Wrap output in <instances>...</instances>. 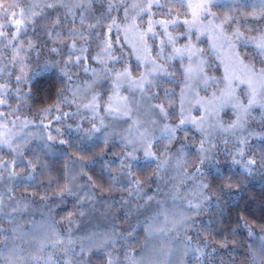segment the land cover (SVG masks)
<instances>
[{"label":"trees","instance_id":"16d2710c","mask_svg":"<svg viewBox=\"0 0 264 264\" xmlns=\"http://www.w3.org/2000/svg\"><path fill=\"white\" fill-rule=\"evenodd\" d=\"M13 2L14 0H0V3L4 4ZM23 2L31 3L33 0H23ZM34 2L40 5V8H37V11H40L46 0H34ZM66 2L74 5L79 0H66ZM110 2L113 4V9L109 12ZM132 2L133 0H92L90 6L85 3V8L74 9L67 20H63L67 9L56 8L46 10L49 19L37 22V35L40 36L42 50L39 52L38 60L37 53H30L33 57L30 67L35 68L38 62L43 64L45 60L59 62L62 58H67V49L59 43V39L53 43L43 34V29L40 27L43 24H50L56 16L62 18V27L56 29L64 34L61 38L75 39L77 48L86 49L84 56L87 59L69 69L73 74V81H66L60 72L62 63H57L54 67L39 71L38 75H32L27 85H21V91L27 92L23 99H19L12 92L8 96V105H11V108L8 105H0V112L6 114L12 109H17L14 115L7 116V120L19 117L17 124L24 126L25 124L20 121H31L25 126L27 133L21 136L15 134V137L17 143L23 146L21 148L23 159L31 160L35 166L34 171L27 168L25 164L19 163L20 158L16 153L7 146L0 147V162H6L8 165L6 169H0L2 178L8 177L5 181L0 178V201H2L0 206L3 207V212H0V229H3L0 233V241L9 237L6 245H0V250L3 251L4 256H9L13 248L24 258L41 255L38 251L39 243L52 233H60L65 240L71 239L75 242L74 251L79 253L82 239L93 236L94 242L98 243L107 234L114 235L117 240L114 251L118 253L121 262H124V253L128 251L138 261L143 257L145 264H168V261H171V264H197L191 251L187 256L184 255L187 247L185 238L191 236L195 243L197 230H202L199 239L210 240L209 248L205 251L211 252L213 248L217 250L211 253L212 264H264V253H261V241L264 238V161H261V152L264 151V139H262L264 109L260 107L253 109L248 117L246 129L243 132L238 131L235 136L213 131L210 127L217 119L225 126L236 119L235 111L229 112L227 108L221 110L218 117L205 123L204 128L210 136H202L201 132L191 124L183 126V130L177 132V141L186 144L187 147L178 158L174 156L170 158L164 147L171 144V151L175 153L180 143L160 138L162 136L160 128L164 123H176L180 118L181 89L184 88L183 66L187 65V61L186 58L165 59L157 55V59L164 64L167 71L159 74V78L148 91L150 93L147 94V99L154 100L156 104H164L169 116L164 120L159 115L157 125L148 139L153 144L152 150L157 152L161 159L169 158V163L157 174L156 162L145 161L142 151L135 153L139 160L134 162L136 168L132 166V172L135 174V179L144 182L140 194L135 191V185L121 177L119 172L120 164L116 154L131 151V147H126L125 143L113 137L111 128H106L109 134L107 143L104 142L103 131L92 136H86L83 131L93 124L97 125L98 119L91 111L83 107L78 108L77 105L87 103L96 93H99V96L105 95L102 94L105 92L100 76L102 73L105 75L103 68H112L114 70L113 74H110L112 77L116 71L115 67L124 65L126 59L132 65L135 62L131 48L127 46L122 33L125 28L123 7ZM242 8L251 9V7ZM81 14L87 17L84 21L85 28L88 24L100 20L91 30L93 33L91 36L88 31L84 32V36L88 37L86 44H83L79 37H70L67 33L69 28H81ZM102 15L115 18L120 24L119 31L114 28L109 33L107 26L111 23V19H100ZM147 19L148 17L145 16L142 23H147ZM184 30L183 27L176 29L178 32ZM31 35L32 30L29 29V36ZM105 39L111 40L112 55L117 57V60L108 61L106 57H102L105 64H101L92 57L100 52L101 42ZM184 42L185 40L181 39L177 43ZM179 44L176 46L179 47ZM241 46L243 47V44ZM52 47H57L60 51L51 53L49 49ZM171 50V47H165L164 52L168 54ZM10 59L11 49H5L0 45V68H7L6 73L0 74L3 76L0 83L7 81L15 87V76L20 74V66L9 63ZM219 66L218 57L212 54V61L206 63L204 70L206 67L211 68L213 75L217 77H215L217 83L221 84L223 77ZM85 67L89 69L88 72L83 71ZM92 69H96V77H93ZM94 79L97 83L93 89L86 90ZM66 86L80 89L76 94V103L60 104L57 109L55 105L58 103V94ZM63 95L69 100L73 98L71 91L66 90ZM244 101L247 102L246 97ZM49 106H53L52 110L45 112L44 109ZM62 112H69L71 115L64 117L61 116ZM196 112L198 115V111ZM138 114L144 113L142 111ZM57 116H61V119L56 120ZM127 123L129 124V121L126 125ZM56 125L61 127L60 133L55 131ZM69 125L72 128L71 133L68 131ZM77 126L82 130L76 131ZM16 129L20 127L16 126ZM49 134L54 140H47ZM153 136L157 139L153 140ZM236 136L248 138L245 159L257 160V165L253 167L251 173L245 172L241 165H231V156H225V152L234 151L237 144ZM202 138L210 141L205 147L215 145L214 151L217 152L220 161L219 170L215 166L205 165L202 172L197 173L201 156L197 149ZM129 139L131 137L128 134ZM60 140L66 143L61 144ZM136 147H141L139 142ZM14 158L17 159L16 165L10 163ZM72 159L79 161L81 166H72ZM109 168L111 172L108 171ZM11 171L20 173L23 180L20 176L9 177L8 173ZM81 175L82 177L78 178ZM113 176L118 179L113 181ZM201 183L209 187L198 188L197 185ZM65 184L71 186L74 195H57ZM221 184L230 187L222 189ZM44 196L48 199L41 200ZM149 196L154 197V200L148 201ZM189 201L193 206L200 204L201 207L198 210L194 207L189 209ZM13 208H19L20 211L13 213ZM165 211L168 213L169 221L174 222L168 225L172 230H166L164 235H149L146 231L149 223L153 230L164 227ZM9 213L12 215L9 216ZM157 214H159L158 221L149 220V217ZM185 216L192 219L187 225L180 227V221ZM245 222L251 227L253 233L251 236L248 234L249 229L242 226ZM13 229L16 230L15 236L12 235ZM223 244H227V247H221ZM161 247L170 250L167 258L155 254ZM50 251L51 249L43 255H47ZM56 251L61 254L59 249ZM84 257L90 261V264H105L107 253H91L85 250ZM205 264H208L207 260Z\"/></svg>","mask_w":264,"mask_h":264},{"label":"snow or ice","instance_id":"6c2138e0","mask_svg":"<svg viewBox=\"0 0 264 264\" xmlns=\"http://www.w3.org/2000/svg\"><path fill=\"white\" fill-rule=\"evenodd\" d=\"M85 3L91 5L92 0H79V2L74 5H70L66 0H46L43 4V8L35 3L34 0L31 3H24L23 0H14L11 4L0 3V45H3L5 49H11V59L9 63L13 65H19V75L15 76V87L10 82L0 83V105H8V96L14 92L19 99H23L27 92L21 91V85H27L31 81L32 75H38L39 71H45L49 67L56 66L57 63H62L60 68L61 75L66 79V81H73V74L70 73L69 69L72 66H78L83 60L87 59L84 56L85 48H77V41L75 39L68 40L66 37L61 38L64 34L61 31H56L62 27V18L56 16L51 20L50 24H43L40 27L43 29V34L56 43L59 39V43L63 44L67 49V58L61 61H48L45 60L43 64L39 62L36 67H30V62L33 57L30 53H37V60L39 52L42 50V42H40V36L37 35V22L39 20L49 19V13L46 10H54L56 8L67 9L66 15L63 20H67L68 16L72 15L74 9L85 8ZM232 4H236L237 7L233 8ZM227 7L228 11L223 13H218L213 11L214 7ZM241 7H251V11L244 13L241 11ZM113 9V4L110 2L108 4V11ZM158 9V11H154ZM123 22L125 23V34L128 31L137 32L141 41L143 42L144 37L149 34L153 36H161L160 48L157 53L158 56L165 59H175L179 57L181 60L185 58L188 60V64L183 66L184 73V88L181 89V101H180V112L179 120L176 123H164L160 128L162 136L160 138H167L169 141H177V132L183 130V126L191 124L196 127L202 134V136H210V133L204 128V124L207 120L218 117L221 110L226 107H231L236 113V119L229 123L227 126L223 122L216 120L214 125H210L213 131H219L222 133H230L236 135L238 131L243 132L248 123V117L252 110L260 107L264 109V67L259 69L256 68L255 63L251 60L245 62V58L237 51V46L243 44L247 46L251 44L256 54L261 58L260 62L264 65V25L253 27L252 24L261 20H264V0H133L129 5L123 7ZM147 16V27L142 31L140 30L142 25L137 23V21L143 22L144 17ZM159 16L160 18H155ZM183 16V19H181ZM87 17L83 14L80 15L81 28L77 29L75 27L69 28L67 30L68 36L79 37L83 44H86L88 37L84 36V32L88 31L89 36L93 33L91 32L100 20H97L94 24H88L85 28L84 21ZM100 19H111V23L108 24V32L111 33L115 28L117 31L120 29V24L117 23L116 19L113 17L101 16ZM235 25V27H233ZM183 27L184 31H176L177 28ZM245 30L242 31L241 28ZM159 28L161 31H157ZM29 29L32 30V35L29 36ZM247 33H255L254 35H249ZM201 36H208L210 38L209 48L211 51L215 52L218 48H225L229 50L231 54V59L228 65L225 66V76L223 78L224 87L222 89H217L213 91L210 97H199V91L203 85V90L207 91L209 83H216V78L208 76L204 71V66L207 63L206 60L201 59L205 55V50L198 48L193 42V39L199 41ZM181 39L185 40L181 46L177 47V42ZM102 47L100 52L92 59L99 61L101 64H105V60L102 57H106L108 61H116L117 57L112 55V42L110 39H105L102 42ZM46 46V45H43ZM171 47V52L165 54V47ZM148 45L144 43V51L148 52ZM51 53L59 52V48L52 47L49 49ZM79 53L78 55L76 53ZM23 53V55H22ZM140 59V57H137ZM146 61L154 65V70L148 71L147 76H152L155 73L166 72L167 69L163 65L156 64L155 60H152L150 56L145 57ZM237 68L242 69V71H237ZM27 69V71H25ZM83 71L88 72L87 67L83 68ZM93 77L97 76L96 69H92ZM105 77L113 74L114 70L109 67L103 68ZM7 72L6 67L0 68V74ZM3 76H0L2 79ZM122 80H130L132 83L136 84L137 87L143 91L144 83L146 81V75L141 73L140 77L136 80H132L129 68L125 67L121 71H115L112 76V88L113 96H109V103L105 107V113L112 115H120L122 117H131L133 115L132 109L128 106V97H121L119 95V89L121 87ZM97 80H92L88 84L86 90L93 89ZM151 83V81H147ZM241 84H244L247 88L246 100L237 93V89ZM30 90V89H29ZM72 92V100H69L67 96H64L65 91ZM185 90L194 97H199L196 99V105L204 108V115L199 118L191 117L186 113L190 112L191 109L184 108V93ZM80 91L78 87L73 88L66 86V88L61 89L58 94V103L55 105L57 109L60 104L66 103H76V94ZM115 97L117 100L123 101V104H117L114 108L111 101ZM11 108V105H8ZM53 106H49L44 109L45 112H50ZM78 108L83 107L91 111L94 116L97 115L98 109L101 107L99 103V93H96L91 97V99L83 104L77 105ZM152 108L158 109L159 114L162 119L167 120L169 112L166 110L164 104L151 105ZM171 107V105H169ZM17 109H12L8 114L0 112V147L7 146L11 151L16 153L19 157V163L25 164L27 168L34 171L35 166L32 164L31 160L23 159V152L21 151L22 145H19L16 141V137L12 131L15 128L19 117L14 120H7L8 115H14ZM71 115L69 112H62L61 116L67 117ZM61 116L55 117L56 120H60ZM100 120V127L93 124L89 129L83 130L86 136H92L96 133H101L103 131L104 142L107 143L109 134L107 129L103 124L104 117L97 116ZM6 121V122H4ZM21 123L25 126L31 121L24 120ZM136 122H134L135 124ZM154 125L157 121L152 122ZM9 125L12 128H9ZM79 126H77L76 131H81ZM60 133V129L55 130ZM68 131L71 133V125L68 126ZM129 133L131 134L132 127L129 128ZM252 135V133H249ZM153 140L157 139L155 136L152 137ZM187 139V136L185 137ZM237 144L235 145L233 152H225V156H231V165H241L245 172L251 173L254 166L257 165V160L255 158L245 159L247 153L245 151V146L247 145L246 136H236ZM264 139V137H262ZM48 141L54 140V137L50 134L47 136ZM140 143L141 147L137 148L136 144ZM179 142V141H177ZM59 143L63 144L66 141L60 140ZM180 143V147L176 149L175 153H172V145H166L164 151L169 153V157L178 158L184 153L186 144ZM206 143L210 144L209 140L204 138L201 139L199 148L197 151L201 153L199 164L197 166V173L202 172L203 166L207 165L209 167L215 166L219 170L218 154L214 151L215 145H210L205 147ZM227 143V141H225ZM131 147V151H124L122 153L116 154L119 159V172L120 176L126 178L130 183L135 185V191L137 193L143 191L144 182L135 179V174L132 172V166L134 162L139 160V157L135 155L137 151L143 152L144 160L147 162H156V172L157 174L160 170L169 163V158L161 159L157 152L153 151V144L149 141L147 133H140L139 140L129 139L127 141L126 147ZM239 157V158H237ZM261 161H264V151L261 152ZM115 161H113L114 163ZM227 163V161H225ZM11 164L16 165L17 159H13ZM74 165L79 163V161H74ZM6 162H0V169L7 168ZM111 172V169H108ZM9 177L20 176L23 180V176L16 171H11L8 173ZM31 175V173H30ZM0 178H2V173H0ZM118 177L113 176L112 180L116 181ZM231 179V178H229ZM91 180V178H89ZM198 188H208L207 184H198ZM230 187V185L221 184L220 188ZM74 195L72 188L69 184H65L63 188L59 190L57 195ZM131 195V193H129ZM11 199V197H10ZM48 197H41V200H47ZM208 199V197H205ZM154 197L149 196L148 201H153ZM157 203H161L157 201ZM2 204V201H0ZM25 207H27L25 205ZM199 209L200 204L192 205L189 201V209L191 208ZM20 211L19 208H13L12 212ZM0 212H3V207L0 206ZM9 216L12 213L8 214ZM83 215V213H81ZM164 216V227L159 229H152L151 223L148 224L146 231L149 235H164L166 230L171 231L168 228L169 223H174L169 221L168 213L165 211ZM159 214L149 217L150 221H158ZM192 217L185 216L183 220L180 221L179 226L183 227L188 224ZM71 222V218H69ZM190 226V225H189ZM243 227L249 229V236H251V227L245 222L242 224ZM15 229L12 230V235L15 236ZM202 230H197V239L193 243V237L186 236L185 244L186 248L184 250V255L187 256L189 251L192 252L195 257L197 264H212L211 253L216 252L215 248L211 249V252L205 251L209 248L210 240L205 238L203 240L199 239V233ZM3 229H0V233ZM19 237H17L18 239ZM9 237H5L3 241H0V245H6L8 243ZM117 240L114 235H105V238L101 239L98 243L94 242L93 236L85 237L80 241V252L74 251L75 242L71 239L65 240L60 233H52L50 236L45 237L44 241L39 243L38 251L41 255H32L27 258L21 257L17 254L15 248L10 250L9 256H4L3 251L0 250V264H90V261L85 259V250L91 253H107V259L105 264H145L143 257L138 261L130 252L125 251L124 262L118 259V253L114 251V246ZM202 245V247H201ZM221 247H227V244L221 245ZM51 249L47 255H43L46 251ZM57 249L60 253H57ZM261 253H264V238L261 241ZM158 257H165L170 255V250H166L161 247L156 253ZM64 257H67L66 259ZM171 264V261H168Z\"/></svg>","mask_w":264,"mask_h":264},{"label":"rangeland","instance_id":"374dc122","mask_svg":"<svg viewBox=\"0 0 264 264\" xmlns=\"http://www.w3.org/2000/svg\"><path fill=\"white\" fill-rule=\"evenodd\" d=\"M223 2L224 0H221V3ZM232 7L236 8L237 5L232 4ZM251 10L252 9L241 7V11L244 13L250 12ZM213 11H216L218 13H223V12L228 11V8L226 6L225 7L217 6L213 8ZM181 19H183V16H181ZM141 25H142L140 29L141 31L147 27V23L143 24L141 22ZM261 25H264V21L262 20L252 24L253 27H258ZM233 27H235V25H233ZM241 30L244 31L245 29L242 27ZM157 31L159 32L160 29L157 28ZM122 33H124V40L127 43V46L129 45V47L131 48V54L133 55V58L135 60L133 65L135 67L133 68V65L130 62L128 63V59H126V62L124 65L121 64L118 67L117 66L115 67L116 71H121L125 67L129 68L132 80H136L137 78L140 77L141 73H144L146 75V81L144 83V88H143V91H141L137 87V85L132 83L130 80H122L121 87L119 89V95L121 97H128L127 103H128V106L132 109L133 115L129 118V117H122L116 114H112V115L106 114L105 107L109 103V96H113L112 77L108 75L107 78H103L105 77V75L102 73L100 76L102 79V83L104 85V89L106 91L103 89L105 93H102V94H105V95L99 96V103L101 107L98 109L97 115H99L100 117H104L103 124L106 128H111V130L113 131L112 136L117 137L119 140H121L122 143H125V145H127L128 134L131 137V139H134L137 141L139 140L140 133L146 132L147 137H148L151 131L153 130V128H155V126L157 125V124L154 125L152 123L153 122L152 119L155 121V118H156V121H157L160 118L159 110L151 107V105H156V103H154V100L147 99V94L150 93L148 92L150 87L159 78V74H161L162 72H159V73L154 72L152 76H147L148 71L154 70V65L147 62L145 57L150 56L152 60L156 61V64L163 65V66L164 64L160 60L157 59L158 58L157 53L159 51L160 41L162 39L161 36L159 35L153 36L149 34L148 36L144 37V40L142 42L137 32L128 31L126 35L125 28H124V32L122 31ZM247 34L254 35L255 33H247ZM155 41H157V43H155ZM193 42L196 44L198 48L205 50V55L201 57V59L206 60L207 63H210L212 61V54H215V56L218 57L219 64H220L219 68L222 69L221 76L224 78L225 66L229 64L230 59H231V54L229 50L227 49V47L218 48L215 52L211 51L209 48L211 41L208 36H201L199 41H196L195 39H193ZM144 43L148 45V49H149L148 52L144 51ZM182 44L183 43H180L178 46H181ZM208 48H209V51H208ZM237 51L241 54L242 57L245 58V62H248L249 60L253 61L257 69L264 67V65H262L260 62L261 58L256 54V51L251 44H248L247 46L243 45V47L240 44L237 46ZM138 56L140 57V59L137 58ZM186 61L188 64L187 59ZM204 71L208 76L214 77V78L216 77L213 75V71L211 70V68L206 67V70ZM237 71L238 72L242 71V69L237 68ZM223 78H221L222 79L221 84L217 82L213 84L210 82L207 87V91L203 90V85H202L201 89L198 90L199 97H210L213 91H216L217 89H222L224 87ZM147 81H151V83H147ZM108 91L109 93H107ZM246 92H247V88L244 84H241L239 88L237 89V93L241 95L242 98L246 97ZM151 95L153 96L152 93ZM199 97H194L193 95L189 94L187 90H185V93H184L185 109L186 110L191 109L190 112L186 113L187 115H190L191 117H194V118H199L200 116L204 115V112H205L204 108L200 107L199 105H196L195 103L196 99H198ZM186 102L188 104H186ZM111 103H112V106L115 108L117 104H123V101L117 100L115 97H113V100L111 101ZM226 108L229 110V112H234V110L231 107H226ZM142 111L144 114L142 115L138 114V113H141ZM196 111H198V115ZM92 115L94 114L92 113ZM210 120H207L205 123H209ZM128 121H129V124L127 123L126 125V122ZM134 122L136 123L134 124ZM96 124H97L96 125L97 127H100L99 119L98 121H96ZM16 126L20 127V129L17 130L16 127L12 128V126L9 125V128H12L14 135L18 134V136H21L27 133L26 127L24 125L17 124ZM130 126L132 127L131 134L128 131ZM204 127H206L205 124H204ZM57 128L60 129L61 127L56 125L54 129L56 130ZM74 161H77V160L72 159V166H74V163H73ZM75 165H80V162L76 163ZM133 168H136L135 163H133ZM80 177H82V175L79 176L78 178ZM6 178L8 177L2 178V181H5ZM138 194H136L135 197H137Z\"/></svg>","mask_w":264,"mask_h":264}]
</instances>
